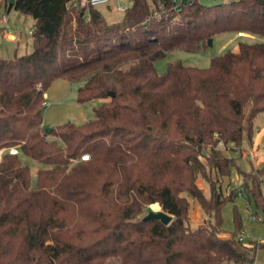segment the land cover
<instances>
[{
	"label": "trees",
	"instance_id": "1",
	"mask_svg": "<svg viewBox=\"0 0 264 264\" xmlns=\"http://www.w3.org/2000/svg\"><path fill=\"white\" fill-rule=\"evenodd\" d=\"M0 3L33 18L31 50L0 57V264H253L264 242H242L236 213L222 235L221 210L235 196L223 179L236 164L222 147H239L244 128L257 133L264 42H239L204 68L174 60L159 73L155 61L202 51L222 32L264 38V0H188L179 10L131 0L116 22L82 0ZM56 78L80 83L78 102L102 103L92 119L47 134L44 92ZM22 156L43 164L34 184ZM241 172L264 222L262 169ZM189 198L206 218L193 229ZM155 203L168 225L140 220Z\"/></svg>",
	"mask_w": 264,
	"mask_h": 264
},
{
	"label": "rangeland",
	"instance_id": "2",
	"mask_svg": "<svg viewBox=\"0 0 264 264\" xmlns=\"http://www.w3.org/2000/svg\"><path fill=\"white\" fill-rule=\"evenodd\" d=\"M85 0H82L84 2ZM206 5L220 3L222 0H199ZM131 0H109L106 4H100L97 9L102 13L107 22L120 21L123 17L124 8L129 7ZM2 10V9H1ZM6 14V13H5ZM16 16L18 18H16ZM8 18V26L11 32L18 35V43L10 41L5 36L0 35V57L8 58L13 56V51L17 49V53L21 51L29 52L31 50V35L29 30L32 29L33 18L24 13H20L13 8L10 13L6 14ZM239 42H264V38L260 35L249 31L239 32H222L212 37L211 45L204 50L198 52H187L180 49L168 51L163 57L155 61V67L159 73L166 70L169 62L180 60L186 66L208 67L210 59L226 50H236ZM17 44V45H16ZM17 47V48H16ZM27 49V50H24ZM80 83L70 82L66 79H54L44 92L45 106L42 114V125L44 128H53L65 122L81 124L94 117V108L102 103V99H90L84 102H78L76 99V89ZM264 114L261 115L258 124L257 133L251 139L247 136V129L243 130V138L241 145L236 148L222 147L225 155L235 159V165L231 167L229 177L223 179V190L227 193L231 188L235 189L233 199L225 202L221 210L223 236H228L235 229L234 214L239 216L240 228L238 234L244 244L249 241H257L260 245L264 242V222L263 214L257 209L249 199L242 187V172L256 173V169H262V191L264 193ZM246 127V124H244ZM262 131V132H261ZM257 140L255 141V138ZM49 138H52L49 135ZM54 139L58 140L53 136ZM22 161L26 163L30 169V181L32 184L36 181V171L43 164L33 160L32 158L22 156ZM197 184L208 195L207 182L198 177ZM189 214L187 224L193 229L199 223L206 220L199 203L189 198ZM161 207L158 204L148 205L140 214V218L149 211H158ZM253 264H264V247H258L255 251V259Z\"/></svg>",
	"mask_w": 264,
	"mask_h": 264
},
{
	"label": "built area",
	"instance_id": "3",
	"mask_svg": "<svg viewBox=\"0 0 264 264\" xmlns=\"http://www.w3.org/2000/svg\"><path fill=\"white\" fill-rule=\"evenodd\" d=\"M109 0H85L83 3L92 5V6H98L100 4H106ZM175 1V5L174 8L176 10H179L182 6L183 3L188 2V0H174ZM223 1H230V0H223ZM73 6L76 7L77 6V2L73 3ZM118 8L120 10H124L125 8L123 6H118ZM153 15H159V12L154 10L153 11ZM31 29L29 30V33L31 34ZM9 26H8V18L6 17L5 14H0V35L1 36H5L8 37L9 36ZM4 152V149L1 148L0 149V158L2 153ZM8 152L10 154H18V148L14 147V148H9ZM88 159V154H83L80 156V160H87ZM76 161V160H74Z\"/></svg>",
	"mask_w": 264,
	"mask_h": 264
},
{
	"label": "water",
	"instance_id": "4",
	"mask_svg": "<svg viewBox=\"0 0 264 264\" xmlns=\"http://www.w3.org/2000/svg\"><path fill=\"white\" fill-rule=\"evenodd\" d=\"M208 45H211L212 43V38H208L207 40ZM110 96H113V92H109L108 93ZM52 131V128H45V132L47 134H50ZM172 216L168 213H166L165 211L158 210V211H149L146 215H144L143 217H141V221H152V220H157L159 222H161L164 225H168L171 221H172Z\"/></svg>",
	"mask_w": 264,
	"mask_h": 264
},
{
	"label": "crops",
	"instance_id": "5",
	"mask_svg": "<svg viewBox=\"0 0 264 264\" xmlns=\"http://www.w3.org/2000/svg\"><path fill=\"white\" fill-rule=\"evenodd\" d=\"M2 9V10H1ZM10 11H11V9H8V8H6V6L4 5V4H2V3H0V14H7V13H10ZM5 14V15H6ZM16 18H18L17 16H16ZM9 36L7 37V39H9L10 41H14L15 43H18V41H19V39H18V35L15 33V32H11L10 31V29H9ZM17 45V44H16ZM17 48V47H16ZM24 50H27V49H24ZM22 53H20V54H23L24 53V51H21ZM26 52V51H25ZM14 53H16V54H18L17 53V49L16 50H14L13 51V54ZM262 132V131H261ZM257 140V137L255 138V141Z\"/></svg>",
	"mask_w": 264,
	"mask_h": 264
}]
</instances>
